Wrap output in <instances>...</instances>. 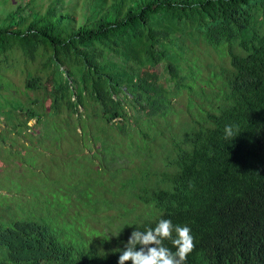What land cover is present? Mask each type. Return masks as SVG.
I'll list each match as a JSON object with an SVG mask.
<instances>
[{"label":"trees","instance_id":"obj_1","mask_svg":"<svg viewBox=\"0 0 264 264\" xmlns=\"http://www.w3.org/2000/svg\"><path fill=\"white\" fill-rule=\"evenodd\" d=\"M75 8L52 2L43 13L19 5L0 17V66L16 49L32 61L46 55L54 68L53 112L81 117L80 123L38 124L55 130L75 124L77 137L93 140L103 131L116 143L111 159L124 149L114 139L119 133L149 157L124 178L134 182L92 191L108 201L82 207L87 222L110 207L142 210L134 230L112 237L96 228L94 243L84 248L26 216L0 218V264H118L131 233L154 229L161 219L191 229L194 248L185 264H264V0H85L80 16ZM202 50L230 66L209 71L214 65L204 63ZM160 66L169 84L149 95L141 77L146 67ZM41 82L35 77L26 87L38 90ZM184 94L189 121L178 116ZM83 115L100 123H83ZM131 116L142 123H125ZM226 126L233 127L230 138ZM161 141L163 168L151 160ZM147 167L145 176L157 177L152 186L141 183ZM77 210L59 216L73 222L82 215ZM164 246L176 250L171 239Z\"/></svg>","mask_w":264,"mask_h":264},{"label":"rangeland","instance_id":"obj_2","mask_svg":"<svg viewBox=\"0 0 264 264\" xmlns=\"http://www.w3.org/2000/svg\"><path fill=\"white\" fill-rule=\"evenodd\" d=\"M52 2H59L70 11L76 6V13L80 16L85 0H0V17L4 19L19 5L40 9L45 13ZM201 58L205 64L214 65L209 71L219 72L223 66H230L228 59H221L213 52L205 54V50H202ZM47 63L48 57L44 54L32 61L22 50L16 49L0 66V218L9 221L26 216V219L48 225L65 242L84 248L94 243V236H98V233L94 234L97 232L96 228H106V234L112 237L125 228L127 231L134 230L136 218L142 209L126 214L123 212L125 207H110L106 211L95 213L89 223L83 215L86 209L82 207L100 206L108 201L107 197L102 199L93 196L92 191L96 188L100 194L102 186L109 182L116 183L115 189L119 184L123 185L124 181L134 182V176L126 180L124 178L136 173L143 162L149 163V157L142 148L141 151H134V147L128 145L130 140L122 139L119 133L114 139H117L118 144L122 143L124 149H119L118 156L111 159L109 154L116 143L107 134H103V131L98 137H93L97 140H93L90 137H77L75 124H57L56 130L53 124L48 128L38 124L80 123L81 117L75 112L68 116L67 111L60 115L53 112L54 68ZM35 77L42 79L39 89L28 90L27 81ZM167 79L164 66L146 67L140 85L146 93L154 95L159 84H169ZM177 104L180 120L186 118L189 121L191 116L187 108V94L181 96ZM28 112L35 116L32 121ZM80 112L85 111L81 109ZM128 112L132 114L129 107ZM81 121L100 123L84 115ZM125 123L138 124L142 123V119L131 116ZM93 128H102V125H94ZM89 129L87 128V136L90 134ZM65 131H70L68 137L61 136ZM81 131L82 129H78L79 133ZM137 131L138 128L133 126V135L136 136ZM159 143L163 146L157 145L154 150L157 157H151V160L154 167L163 168L159 157L164 152L165 142ZM150 169L147 167L141 174L140 177L144 174L143 180L138 178L143 185L152 186L157 182L155 174L148 178L145 176ZM113 202L120 203L121 200L114 196ZM76 208L82 213L78 220L63 221L59 216L64 215V220L65 217L75 216Z\"/></svg>","mask_w":264,"mask_h":264},{"label":"clouds","instance_id":"obj_3","mask_svg":"<svg viewBox=\"0 0 264 264\" xmlns=\"http://www.w3.org/2000/svg\"><path fill=\"white\" fill-rule=\"evenodd\" d=\"M234 135L233 127L226 126L225 138ZM173 231L176 235L173 238ZM171 239L175 251L164 246ZM194 248V239L188 226H173L171 220L161 219L154 229L133 231L119 255L118 264H185ZM139 249V250H138Z\"/></svg>","mask_w":264,"mask_h":264}]
</instances>
